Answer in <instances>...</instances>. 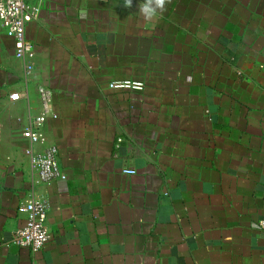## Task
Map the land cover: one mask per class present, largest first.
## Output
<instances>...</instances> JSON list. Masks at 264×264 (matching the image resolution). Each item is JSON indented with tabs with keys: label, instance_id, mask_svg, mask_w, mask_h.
I'll use <instances>...</instances> for the list:
<instances>
[{
	"label": "crops",
	"instance_id": "crops-1",
	"mask_svg": "<svg viewBox=\"0 0 264 264\" xmlns=\"http://www.w3.org/2000/svg\"><path fill=\"white\" fill-rule=\"evenodd\" d=\"M143 3L32 2L30 73L0 28V264H264V0H170L152 19ZM41 87L64 181L27 154ZM29 200L47 209L38 253L11 243Z\"/></svg>",
	"mask_w": 264,
	"mask_h": 264
},
{
	"label": "built area",
	"instance_id": "built-area-1",
	"mask_svg": "<svg viewBox=\"0 0 264 264\" xmlns=\"http://www.w3.org/2000/svg\"><path fill=\"white\" fill-rule=\"evenodd\" d=\"M39 3L42 0H0V28L5 32L7 38L12 40L14 57L25 63L27 73L32 71L31 61L34 59L33 45L25 38V28L29 23L36 22L40 15ZM102 2L104 0H94ZM110 90L115 91H137L143 90L140 82L120 81L108 84ZM52 92L46 88L38 89L39 114L33 117L23 129V134L28 138L31 145L42 146L38 152H28L31 170L42 182L53 180H65L57 159L55 146H47L41 127L47 119H56L51 110ZM11 102H18L20 95L13 93L9 95ZM125 174H134L133 171H124ZM17 213L25 217L23 227L12 233L11 243L23 249H29L33 253L41 251L49 241V232L46 226L47 209L41 202L33 200L21 203ZM257 228L264 234V219L257 222ZM37 264V263H30Z\"/></svg>",
	"mask_w": 264,
	"mask_h": 264
},
{
	"label": "clouds",
	"instance_id": "clouds-1",
	"mask_svg": "<svg viewBox=\"0 0 264 264\" xmlns=\"http://www.w3.org/2000/svg\"><path fill=\"white\" fill-rule=\"evenodd\" d=\"M170 2V0H145V3L139 5L140 13L146 19H152L158 13H163L166 10V4ZM133 4V0H124V6L126 8H131Z\"/></svg>",
	"mask_w": 264,
	"mask_h": 264
}]
</instances>
